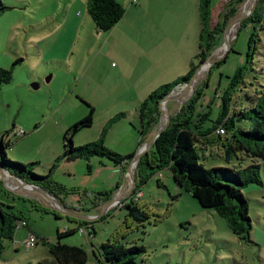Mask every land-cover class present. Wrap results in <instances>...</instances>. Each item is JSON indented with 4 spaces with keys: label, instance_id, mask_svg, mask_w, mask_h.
I'll use <instances>...</instances> for the list:
<instances>
[{
    "label": "rangeland",
    "instance_id": "374dc122",
    "mask_svg": "<svg viewBox=\"0 0 264 264\" xmlns=\"http://www.w3.org/2000/svg\"><path fill=\"white\" fill-rule=\"evenodd\" d=\"M0 1V69L13 72L12 80L0 86V151L1 139L9 134L3 143L10 161L24 165L37 163L35 173L40 177L48 176L64 155L63 137L89 115L87 104L96 109L94 124L76 134L74 146L103 138L110 150L124 156L137 155L144 138L133 127L139 128L134 116L116 123L108 134L103 132L115 115L135 106L123 102L130 75L140 74L143 81L140 95L146 97L187 75L192 64H199L196 56L201 29L200 0H138V4H133V0H117L126 14L111 32L104 34L98 32L88 13L89 0ZM251 2L212 0L211 7L215 13L238 11L232 22L241 14L251 13ZM262 9L264 12V1ZM260 25L254 22L236 25L232 36L229 32V46L226 35L222 36L212 59L229 49L227 56L215 65L210 75V66L205 65L201 70L192 90L195 92L208 79L198 103L199 109L211 112L205 128L211 127L220 116L222 96L238 70L245 68V83L233 101L236 118L241 110L264 97V23ZM132 33L133 43L126 39ZM252 36L253 56L248 61ZM33 84L40 87L34 89ZM180 94L181 89L176 90L169 97L172 102L160 104L159 109L173 115L177 109L174 101ZM163 119L161 116V123ZM237 127L248 131L252 123L240 120ZM17 129H24L25 135L13 136ZM213 137L218 140L217 135ZM211 150L199 149L206 168L244 169L252 164L250 159L241 165L237 160L228 163L216 152L212 156ZM258 163L262 185H250L244 190L252 220V242L234 235L215 210L203 208L175 182L169 169L157 173L142 186L143 196L138 203H146L154 214L143 227L133 222L128 210L121 207L83 226V232L79 220L45 213L40 202L50 206L49 200L50 204L36 190L6 175V184L22 195L4 186L10 193H0L1 200L23 214L30 228L17 230L14 241L6 242L1 258L6 264H57L41 240L26 250L24 242L32 231L52 244L83 247L89 255L88 264H100L96 256L102 253L101 245L121 230L125 235L122 243L146 249L137 264H264V161ZM56 166L52 172L55 197L90 216L102 214L103 206L96 210L94 205L106 191L117 193L123 173L122 167L99 157L63 160ZM135 176L140 180L139 168ZM116 198L115 195L113 200ZM67 228L77 231L59 239V232Z\"/></svg>",
    "mask_w": 264,
    "mask_h": 264
},
{
    "label": "trees",
    "instance_id": "16d2710c",
    "mask_svg": "<svg viewBox=\"0 0 264 264\" xmlns=\"http://www.w3.org/2000/svg\"><path fill=\"white\" fill-rule=\"evenodd\" d=\"M246 1L240 0L241 4ZM263 1L259 0L254 13L244 20L243 23L254 22L261 24L260 27H262L264 23ZM133 3H136V0H133ZM211 3L212 0L199 1L201 29L198 41L199 52L196 56L199 64H192L191 70L187 75L153 91L140 106L138 117L136 118L139 128L132 124L144 138L140 146L145 144L147 139H150L160 123L161 113L159 107L161 102L177 87H182L191 81L200 66L206 62L218 47L217 43L219 45L222 39L220 35L238 13L236 10L231 14L215 13ZM4 9L3 7L2 10ZM87 9L98 32L103 34L111 32L126 14V9L117 0H89ZM254 40L255 38L252 36L249 42L248 61L252 60L251 46ZM214 67L216 66L210 69L209 75ZM244 72L245 68L238 70L231 79L229 87L222 96L223 104L220 116L212 123L211 127H204L206 122L210 121L211 112L204 108H198V103L204 94L205 87H207V79L194 92L190 100L184 104L181 115L172 121L166 131L158 137L154 146L141 159L137 167L140 171V180L136 178V188L132 196L127 201L122 202V207L128 210V217L133 222H137L139 227H143L146 222L151 221L154 214L147 208L146 203H138L136 196L142 193V186L149 179L153 178L157 173L169 169L173 173L175 182L191 193L203 208L215 210L220 217L226 220L234 235L245 242H252L250 238L252 220L249 202L244 195V190L250 185H262L259 177L261 165L258 162L264 161V97H259L258 102L252 103L249 108L241 110L238 114L240 116L238 119L236 118L237 112L234 109L232 111V105L238 90L245 83ZM12 78V70L0 69V86L9 83ZM87 106L90 107L89 115L73 125L65 133L63 137L65 153L57 162L63 160L71 162L78 159L89 160L91 157L107 158L115 166L123 168V178L117 185L119 191L125 183L128 168L136 154L123 156L112 151L106 147L103 138L88 145L75 147L73 138L76 134L94 124L96 110L88 104ZM126 118L127 114L125 113L116 115L112 119L110 126L106 125L103 131L104 134H108L116 123L125 121ZM240 120H249L252 123L251 129L247 131L238 128L237 123ZM222 129L225 131L224 134L220 132ZM214 134L217 135L218 140L213 137ZM7 135L9 134H6L1 139L0 165L23 182L36 185L55 196L52 172L57 167V162L51 168L48 176L40 177L35 173V169L38 166L37 163L24 165L10 161L3 143ZM208 148H212V156L216 152L228 163L237 160L238 164L241 165L242 161L250 159L252 164L244 169L237 166L232 168H206L201 161L199 149L204 151ZM89 168L92 170L91 166ZM3 192L10 193L4 188L3 182L0 181V193ZM102 195L103 198L97 200L93 209H97L101 205L104 206L115 195V191L103 193ZM60 202L72 210H77L70 207L65 201ZM37 207L39 208V206ZM43 210L45 213L53 214L56 217L64 216L46 207ZM87 215L91 214L87 213ZM23 223H25V226H22ZM80 223L82 225L79 227L80 230L83 229V226L91 224L90 222ZM151 223H154V221L152 220ZM21 228H30L28 220L23 214L15 212L14 206L6 204L0 197V259H2L1 257L6 249V242L14 241L17 230ZM76 231V229H66L63 233L59 232L58 237L61 239L74 234ZM30 234H34L38 241L44 242L57 264H88L89 255L83 247L69 246L61 242L52 244L45 238H39L32 231ZM92 234L94 232L90 233V235ZM124 237L125 235L121 230L117 231L107 243L101 245V255H95L100 264H137L138 258L146 253V249L144 247L126 246L121 242Z\"/></svg>",
    "mask_w": 264,
    "mask_h": 264
},
{
    "label": "water",
    "instance_id": "95a60500",
    "mask_svg": "<svg viewBox=\"0 0 264 264\" xmlns=\"http://www.w3.org/2000/svg\"><path fill=\"white\" fill-rule=\"evenodd\" d=\"M259 0H252L251 2V5H250V10L251 13H247V14H241L238 18H236L235 20H233L232 22H230L225 30L222 32V34L220 35V37L224 36L226 34V32L233 26L235 25H239V27L242 25L243 21L246 20L247 18H249L253 13L254 11L256 10V7H257V4H258ZM229 52V49L224 52V54L222 56H219L217 58H213L212 59V56L215 55L216 51H214L212 53V55L206 60V62H204L200 68L197 70V72L195 73V75L193 76V78L191 79V81L182 86V87H177L170 95H168L162 102H161V105L165 102L169 103V102H172L170 101V96L176 91V90H179L181 89V94L178 96L177 100H175L174 102L177 103V109H176V112L173 114V115H169L168 116V120L167 122H165V124H162L161 123V120H160V123L159 125L157 126V128L155 129V131L153 132L151 138L149 139L148 142H146L142 148L139 150L138 154L136 155V157L134 158V160L131 162L129 168H128V172H127V178L129 179V184H130V190L129 192L127 193L128 196L126 197H122L124 195V186L125 184H123V186L121 187V189L115 194L117 196L116 200L113 201L115 195L104 205V208L101 210L102 211V214L100 215H97V216H90V215H84L82 214L81 212L79 211H74L72 209H70L69 207H66L63 203H61L54 195L52 194H49L48 192H46L44 189L36 186V185H32L30 183H26V182H23L21 179L13 176L11 173H9L7 170H5L3 168V166L0 165V181L3 182L4 186L6 188H8L10 191H13L15 193H18L16 191H14L12 188H10L7 184H6V175L8 176V179L12 180V181H18L19 184L23 185V186H30V187H35V188H38L39 190L42 191V197L43 199H45V201L47 203H49V198H47L48 196H51L55 202V206L52 205H45L44 203L40 202L44 207L46 208H49L51 210H54L55 212L57 213H60L62 215H67V216H70L71 218H74V219H77L79 220L80 222H94V221H97L99 219H101L105 214L109 213L112 209H116L118 208L121 203H122V200L124 199H127L129 197L132 196L133 192H134V189L136 188V177H135V171H136V168L138 167L141 159L148 153V151L154 146L155 142L157 141L158 137L164 132L166 131V129L171 125L172 121L175 120L177 117H179L181 115V112H182V108L184 106L185 103H187L190 98L193 96L194 94V90L193 87H194V84L196 83L198 77H199V74L201 72V70L203 69V67L205 65H208L210 66V68H212L213 66H215L216 64H218L219 62H221L228 54ZM50 82V79L47 80V82ZM32 87L34 89H38L40 87L39 84H33ZM190 92V94L188 95V97H186L187 93ZM160 112H161V116H163V112H162V109L160 108L159 109ZM5 173V174H3ZM20 194V193H18ZM22 195V194H20ZM25 197H29V198H32V196L30 195H23ZM40 201V200H39ZM50 204V203H49Z\"/></svg>",
    "mask_w": 264,
    "mask_h": 264
},
{
    "label": "crops",
    "instance_id": "0c3cea01",
    "mask_svg": "<svg viewBox=\"0 0 264 264\" xmlns=\"http://www.w3.org/2000/svg\"><path fill=\"white\" fill-rule=\"evenodd\" d=\"M138 3H139L138 0H136V3H133V4H138ZM139 33H142V32H139ZM100 34H103V33H100ZM132 38L135 39V37L133 36V33L131 35H129V38H126V39H130L131 43H133V39ZM129 82H130L129 84L125 85V94H124L123 102L124 103H130L131 102V103L135 104V106L133 107V110H131L132 108L131 109H123L124 111L120 112V113L127 114V118L125 119V121L126 120H130L132 116H134L135 119L138 117V111L140 109L141 104L151 94V92H150L146 97H141L140 94H141V90L143 89V81L141 79L140 74L138 76H135V75L131 74L130 78H129ZM120 113H118V114H120ZM141 148L142 147L140 146V149ZM128 155H125V156H128ZM122 171H123V168H122ZM122 178H123V173H122V177H121L120 181L122 180ZM129 182H130L129 179L126 177V180H125V183H124L125 184V186H124V195L122 196L123 198L128 196L127 193L130 190ZM106 192H111V191H106ZM127 200H128V198L122 200V202H125ZM101 206H103V205H101ZM103 207H102V209H103ZM121 207H122V204L118 208H121ZM100 209H101V207L97 208L96 210H100ZM67 229H71V228H67ZM0 264H6V262L3 261L2 259H0Z\"/></svg>",
    "mask_w": 264,
    "mask_h": 264
},
{
    "label": "built area",
    "instance_id": "2783aa9c",
    "mask_svg": "<svg viewBox=\"0 0 264 264\" xmlns=\"http://www.w3.org/2000/svg\"><path fill=\"white\" fill-rule=\"evenodd\" d=\"M221 134H224L225 131L222 129L220 130ZM25 135V131L24 129H17L14 133H13V136L17 137V138H21ZM143 196L142 193H139L137 196H136V199L139 200L141 199ZM22 226H25V223H23ZM83 232V230L81 231ZM37 239H36V236L34 234H30L28 239L25 241L24 245H25V248L27 250L31 249L32 247L35 246V244L37 243Z\"/></svg>",
    "mask_w": 264,
    "mask_h": 264
},
{
    "label": "bare ground",
    "instance_id": "6f19581e",
    "mask_svg": "<svg viewBox=\"0 0 264 264\" xmlns=\"http://www.w3.org/2000/svg\"><path fill=\"white\" fill-rule=\"evenodd\" d=\"M252 11V10H251ZM236 31V25L235 26H233V27H231L227 32H226V44L229 46V32H230V35L232 36V34H233V32H235ZM164 104V103H163ZM162 104V105H163ZM163 116H164V119H163V122H162V124H165V122H167V120L169 119L168 118V113H166V112H164L163 113ZM30 187V186H29ZM31 189H34V190H36L38 193H40L41 195L43 194L42 193V191L41 190H39L38 188H35V187H30ZM47 198H49V201H50V203L51 204H53V206H55V204H54V202H55V200L51 197V196H48ZM114 201V200H113Z\"/></svg>",
    "mask_w": 264,
    "mask_h": 264
},
{
    "label": "clouds",
    "instance_id": "9594fccd",
    "mask_svg": "<svg viewBox=\"0 0 264 264\" xmlns=\"http://www.w3.org/2000/svg\"><path fill=\"white\" fill-rule=\"evenodd\" d=\"M122 204V203H121ZM104 208V207H103Z\"/></svg>",
    "mask_w": 264,
    "mask_h": 264
}]
</instances>
